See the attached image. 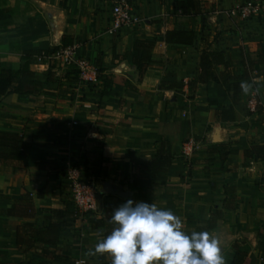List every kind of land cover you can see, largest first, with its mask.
Masks as SVG:
<instances>
[{
  "label": "crops",
  "instance_id": "0c3cea01",
  "mask_svg": "<svg viewBox=\"0 0 264 264\" xmlns=\"http://www.w3.org/2000/svg\"><path fill=\"white\" fill-rule=\"evenodd\" d=\"M115 1L0 0V71L20 69L25 52H51L67 36L81 44L100 76L88 85L59 63L35 58L30 69L39 75L51 69L57 81L39 96H0V133L20 134L28 156L27 165L0 164V264H111V257L88 252L106 236L99 225L112 213L107 206L129 199L171 210L188 234L217 237L225 264L237 252L239 264H264V114L246 109L253 92L264 102V82L257 78L244 85L235 106L230 86L219 79L188 86L204 49L222 52L232 72L244 74L243 56L257 60L264 54V19L239 21L231 14L246 0H201V14H186L187 19L179 16L178 0H128L138 22L112 34ZM48 14L58 23L55 40ZM168 30L192 31L194 43L168 44ZM138 42L155 43L143 78L134 63ZM172 83L184 87L168 89ZM232 106L233 120L217 118ZM190 140L197 149L185 155ZM160 141L172 144L176 158L167 173L152 177L153 186L136 187L137 166L155 157ZM218 144L230 145L227 157L219 149L210 153ZM75 164L95 180L96 216L71 209L64 171ZM25 196L33 202L31 222L39 229L47 226L50 211L70 210L55 245L18 248L13 232L26 220L8 210ZM46 250L61 259L44 256Z\"/></svg>",
  "mask_w": 264,
  "mask_h": 264
},
{
  "label": "trees",
  "instance_id": "16d2710c",
  "mask_svg": "<svg viewBox=\"0 0 264 264\" xmlns=\"http://www.w3.org/2000/svg\"><path fill=\"white\" fill-rule=\"evenodd\" d=\"M177 9L182 13L198 16L202 11V2L201 0H178ZM165 42L168 44L192 45L194 43V33L192 31L168 30L165 35ZM72 44H74V39L71 37L64 36L62 38L61 47H69ZM154 47V42H138L135 45L134 63L140 71L141 78L148 74V67L153 64L151 52ZM55 49H58V47ZM48 54L49 52L42 50L27 51L24 53V63L20 69H2L0 71V96L4 97L10 94L39 96L47 84L55 83L57 78L51 69L42 75L30 69V65L37 62L35 58H43ZM243 65L244 74L236 75L232 72L230 64L226 61L222 52L204 49L198 56L196 79L190 81L188 86L196 89L198 84H208L219 79L222 84L230 86L233 105H239L241 96L244 94V85L251 84L253 78H262L264 82V54L260 52L257 60H251L243 56ZM97 71L99 80L98 68ZM183 87V83H172L168 86V89H182ZM234 111L233 106L227 110H220L217 113V118L219 120H233ZM26 147L20 134L0 133V164L6 165L9 161H12L15 165H27ZM229 148V144H218L210 153H215L219 149V151H225L224 157H227ZM156 150L157 154L153 159L137 166V172L133 177L136 187L153 186L152 177L167 173L176 158L172 151V144L168 141L156 143ZM107 207L111 212L115 209L112 205ZM8 214L26 220L16 228L13 236L16 239L18 248L23 252H28L34 248L36 243L55 245L62 231L68 226L66 218L70 215V210L64 207L63 210L50 211L48 219H46L47 226L44 229L37 228L31 222L35 217V208L29 196L15 201L11 209L8 210ZM110 216H106L99 225L106 229V235L113 228V225L109 222ZM240 254L239 252L236 253L232 264H239L241 261L238 258ZM43 255L53 260L61 259L48 250L44 251Z\"/></svg>",
  "mask_w": 264,
  "mask_h": 264
},
{
  "label": "clouds",
  "instance_id": "9594fccd",
  "mask_svg": "<svg viewBox=\"0 0 264 264\" xmlns=\"http://www.w3.org/2000/svg\"><path fill=\"white\" fill-rule=\"evenodd\" d=\"M109 222L111 232L88 255H107L111 264H225L217 237L186 233L169 209L129 199L112 211Z\"/></svg>",
  "mask_w": 264,
  "mask_h": 264
},
{
  "label": "built area",
  "instance_id": "2783aa9c",
  "mask_svg": "<svg viewBox=\"0 0 264 264\" xmlns=\"http://www.w3.org/2000/svg\"><path fill=\"white\" fill-rule=\"evenodd\" d=\"M239 21H250L253 19H264V0H246L231 10ZM138 22L128 0H116L113 2L109 17V32L116 34L127 27H132ZM81 44L75 43L69 47L53 49L46 57H37L39 62L59 63L61 67L73 69L77 77L85 84L98 83L97 68L81 52ZM257 79L253 78L252 83ZM246 109L249 113L262 112L264 114V102L256 93H251L246 101ZM77 122L73 123L76 126ZM197 147L193 140L188 141L184 154L189 155ZM64 181L67 187L69 203L75 215L96 216L100 211L99 192L95 180L90 177L82 165L75 164L67 167L64 171ZM75 264H102L78 260Z\"/></svg>",
  "mask_w": 264,
  "mask_h": 264
},
{
  "label": "water",
  "instance_id": "95a60500",
  "mask_svg": "<svg viewBox=\"0 0 264 264\" xmlns=\"http://www.w3.org/2000/svg\"><path fill=\"white\" fill-rule=\"evenodd\" d=\"M47 21L51 29V32L53 34V39L55 40L58 34V29H59L58 23L52 14L47 15Z\"/></svg>",
  "mask_w": 264,
  "mask_h": 264
},
{
  "label": "rangeland",
  "instance_id": "374dc122",
  "mask_svg": "<svg viewBox=\"0 0 264 264\" xmlns=\"http://www.w3.org/2000/svg\"><path fill=\"white\" fill-rule=\"evenodd\" d=\"M179 16H181V18H184V19H187L188 18V16L186 15V13H179ZM188 23H190V22H188ZM68 70H70V71H73V69H68Z\"/></svg>",
  "mask_w": 264,
  "mask_h": 264
}]
</instances>
